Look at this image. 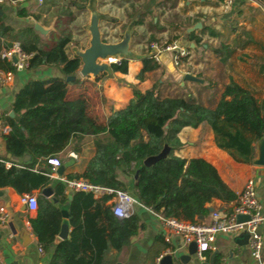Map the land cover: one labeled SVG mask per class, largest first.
Here are the masks:
<instances>
[{"label": "crops", "instance_id": "crops-1", "mask_svg": "<svg viewBox=\"0 0 264 264\" xmlns=\"http://www.w3.org/2000/svg\"><path fill=\"white\" fill-rule=\"evenodd\" d=\"M0 5L1 18L7 25L19 30L39 24L45 31L42 35L49 33V19L54 9H69L74 17L69 24L71 40L65 46L68 58L78 56L90 46V25L94 18L101 41L118 43L128 38L129 54L112 56L118 59L117 62L128 60L127 72H112L108 68L104 77H101L102 73L96 77H83L80 64L76 82L66 86V100L82 97L87 103V112L98 123L105 124L113 111L126 107L133 98L130 85L142 93L155 86L163 97L190 96L205 107L213 108L220 100L224 86L234 81L249 90L264 108V0H234L228 7L223 0H43L41 3L38 0H4ZM199 23L200 28L191 30ZM152 41L176 42L179 47L188 49L190 55L177 66L172 53L163 52L157 67L146 72L143 80H138L142 60L148 57L147 45ZM2 43L5 44V41L0 38V47ZM7 66V62L1 59L0 73L11 75L10 80L0 81L1 134L10 130L4 117L12 118L23 108L24 95L31 79L51 80L61 76L58 68L53 66L14 71L8 70ZM186 73L200 81L184 79ZM178 136L183 145L176 154L186 159L206 160L236 194L248 178H253L264 216V166L253 161H236L227 151L218 148L207 123L196 128L184 127ZM257 146L254 159L257 157ZM94 151L91 136L84 137L76 145H68L53 157L59 160L62 167L61 173L58 170L57 173L66 179H70L69 175L82 173ZM0 159L6 160V167L12 163L17 166L33 164L34 169L50 166L43 159L34 161L29 153L13 157L6 150L2 136ZM119 179L134 196L133 177L120 173ZM45 188L53 191L45 198L55 197L52 186ZM44 189H34L30 193L36 195L39 202ZM65 193L70 199L74 191L66 188ZM21 196L11 187L0 188V206L5 207L8 213L7 221L0 223L2 264H49L53 248L42 247L33 234L30 220L36 216L37 210L29 211L21 202ZM236 200L226 203L213 199L206 205V215L198 216L199 222H208L213 210L230 212ZM111 203L110 197L105 205L111 206ZM61 208L68 213L67 203ZM134 214L140 224L136 234L122 248H110L103 256L106 224L100 215L94 213V208L83 213L80 253L73 264H100L102 259L104 264H264V221L259 226L262 250L258 260L252 258L244 234H218L213 242L214 249L206 253L205 261H200L195 252H189L190 244H184L181 236L165 231L146 207L137 205ZM70 229L68 223L65 239L70 236ZM60 240L63 239L57 234L55 243ZM213 252L216 253L210 259ZM165 255L169 258L163 259ZM159 256L161 259L157 262ZM181 256L186 258L181 259Z\"/></svg>", "mask_w": 264, "mask_h": 264}, {"label": "trees", "instance_id": "trees-1", "mask_svg": "<svg viewBox=\"0 0 264 264\" xmlns=\"http://www.w3.org/2000/svg\"><path fill=\"white\" fill-rule=\"evenodd\" d=\"M73 17L67 8L54 9L47 35L34 27L13 29L0 17V38L4 39L6 47L18 42L30 55L27 69L53 66L61 75L51 80L29 81L23 108L12 118L4 117L10 127L8 133H0L6 150L16 158L29 153L34 161L43 159L47 163V158L54 157L68 145H76L91 136L94 155L82 173L68 178H82L95 185L126 190L119 179L120 173L126 174L135 180L134 196L144 207L165 217L195 223L199 222L198 216L206 215V205L213 199L226 203L236 200L237 194L223 182L213 165L202 158L186 159L176 154L183 145L178 134L184 127L196 128L207 123L218 148L227 151L236 161L251 163L255 145L264 132L262 104L234 81L224 86L213 108L205 107L190 96L163 97L155 86L142 93L130 85L133 98L126 107L113 111L105 124L98 123L87 112V103L82 97L66 100V86L76 82V71L81 64L78 56L68 58L65 53V46L71 40L69 24ZM5 61L7 69L14 71L15 67ZM127 62L121 59L110 63V71L127 72ZM142 63L138 80H143L146 72L157 67L149 57H144ZM104 76L102 73L101 77ZM67 77L73 78L66 80ZM164 145L169 147L164 158L151 165L143 164ZM5 162L0 159V188L11 187L21 195L34 189L41 191L48 185L54 189L52 199L40 196L36 216L30 220L31 230L42 247L53 248L49 264H73L79 257L81 216L90 208H94V213L106 224L103 256L110 248H122L140 227L135 214L121 219L113 215L111 207L105 205L109 195L96 199L89 192L74 191L69 199L65 184L49 176L50 166L34 169L33 164L12 163L6 167ZM66 203L70 236L55 243L62 223L61 206ZM103 260L100 264L105 263Z\"/></svg>", "mask_w": 264, "mask_h": 264}, {"label": "built area", "instance_id": "built-area-1", "mask_svg": "<svg viewBox=\"0 0 264 264\" xmlns=\"http://www.w3.org/2000/svg\"><path fill=\"white\" fill-rule=\"evenodd\" d=\"M4 0H0V3ZM40 3L43 0H38ZM252 1V0H250ZM234 0H223L226 7L230 6ZM148 57L156 63L160 61V55L163 52H171L175 65H180L181 60L190 55L188 49L181 48L176 42H158L152 41L147 45ZM30 55L25 53L18 42L6 47L1 44L0 58L7 60L15 69L22 70L28 68ZM117 58L107 57L108 64L116 63ZM10 73H0V81L10 80ZM48 165L51 166L49 176L63 182L71 191L89 192L93 196L109 195L112 199L111 211L119 219L127 218L134 214L135 207L142 205L136 197L124 189H113L100 185H95L82 178L66 179L57 173L60 162L58 159L47 158ZM20 200L29 211H35L38 207V198L32 193L23 194ZM143 206V205H142ZM147 208V207H146ZM262 206L256 191V182L253 178H248L243 188L237 194L236 204L230 212L223 210H213L210 213L208 222H190L179 220L172 217H165L160 212L147 208L154 217L160 222L165 231L177 234L182 237L184 244H196V255L200 261L207 259L206 253L214 249L213 242L218 234H248V246L251 256L258 260L262 250V236L259 232V226L264 221ZM248 216V219L238 221L237 215ZM8 219V213L5 207L0 206V223L4 224ZM41 250V248H40ZM161 256L157 258L159 262ZM0 264H2L0 257Z\"/></svg>", "mask_w": 264, "mask_h": 264}, {"label": "water", "instance_id": "water-1", "mask_svg": "<svg viewBox=\"0 0 264 264\" xmlns=\"http://www.w3.org/2000/svg\"><path fill=\"white\" fill-rule=\"evenodd\" d=\"M1 16H2V9H1V5H0V17ZM200 27H201V25L199 23V24L195 25L191 30H195V29H198ZM34 28L36 30H38L40 33L45 32L44 29L39 24H36L34 26ZM90 31L92 33L90 46L88 48H86L83 52L78 53V57L80 58V61H81L80 74L83 77H88L91 75L93 77H96V76L100 75L101 73H104L109 68V65H110L106 61L107 57L116 56L117 54H125V55L129 54V52H128V38L127 37L118 43H105V42L101 41L95 18L91 21ZM100 60H102V62ZM72 78L73 77H67L66 80H70ZM184 79L200 81L198 78H196L195 76L188 74V73H186L184 75ZM256 144L258 145L257 146L258 147L257 148V157H255V159H253V163L256 165L264 166V132H263L262 138H260ZM168 150H169V147L167 145H164L163 149L157 155L150 156V157L146 158L143 161V164L144 165H151L154 162L164 158L167 155ZM61 171H62V167L60 166L58 168V172L61 173ZM136 177H137V173H135V175H134V178H136ZM52 193H53V191L49 188H45L42 191V195L46 196V197L50 196ZM61 213H62L63 220H62V223L60 226V231L58 233V237L61 239H65L68 235V222H67L68 213H67V210L65 208H61ZM236 219L238 221H243V220L248 219V216L239 214L236 216ZM244 237L247 240L248 234L244 233ZM189 249H190L189 250L190 253H194L196 251V244L191 243L189 245ZM215 253L216 252H213V254H211L210 259L212 257H214ZM167 258H169L168 255H165L163 257V259H167ZM180 258L184 259L186 257L181 256ZM163 259H162V261H163Z\"/></svg>", "mask_w": 264, "mask_h": 264}, {"label": "rangeland", "instance_id": "rangeland-1", "mask_svg": "<svg viewBox=\"0 0 264 264\" xmlns=\"http://www.w3.org/2000/svg\"><path fill=\"white\" fill-rule=\"evenodd\" d=\"M163 42H166V41H163ZM100 61L102 62V60H100ZM100 61H99V62H100ZM152 61H153V60H152ZM101 62H100V63H101ZM155 63H156V62H155ZM159 63H160V61H159ZM159 63H156V64H159ZM91 76H92V75H91ZM92 77H93V76H92Z\"/></svg>", "mask_w": 264, "mask_h": 264}]
</instances>
